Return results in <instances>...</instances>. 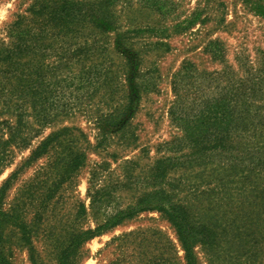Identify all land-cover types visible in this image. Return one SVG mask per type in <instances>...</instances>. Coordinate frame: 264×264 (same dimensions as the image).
<instances>
[{
	"label": "rangeland",
	"instance_id": "rangeland-1",
	"mask_svg": "<svg viewBox=\"0 0 264 264\" xmlns=\"http://www.w3.org/2000/svg\"><path fill=\"white\" fill-rule=\"evenodd\" d=\"M53 1L56 0H0V82L4 81L3 73L7 68L1 57L15 37L12 24L20 15L31 16V8L37 9ZM81 1L109 4L119 28L97 38L100 45L111 50L109 55L116 62L124 61L114 49L117 33L134 36L135 47L141 50L144 59L139 78L147 89L124 136L120 132L111 134L110 143H97L100 129L95 119L83 111L88 93L93 89L68 87L63 90V101L67 106L70 102L83 103L82 108H73L55 121L36 126L39 130L31 133L30 143L13 148V162L0 174V187L12 176L3 209L8 217L4 236L13 264H31L29 246L23 239L24 229L30 232L31 241L44 263L57 264L61 250L75 234L104 223L119 210L134 204L142 193L157 187L180 193V187L173 190L170 182L180 185V181L185 180L178 178L182 171L194 174L204 168L205 162L208 165L230 163L233 156L238 155L237 151L220 149L195 154L189 137L192 128L204 127L198 119L200 109L207 105H195L199 101H210L214 92L226 84V78L205 81L207 98L198 99L196 103L193 99L197 94L177 92L174 81L187 63H191L202 78L209 76V79L217 78L210 77L209 73L217 76L227 68L241 77L239 58L256 66L264 52V0ZM211 42H219L225 48L224 57L213 53L214 43ZM46 61L56 62L55 53ZM123 81L126 82L124 77ZM184 82L189 88L191 83ZM6 111L0 106V120L14 126L16 113ZM63 126L83 130L90 143L83 138V143H55L46 154L28 160L44 138ZM74 134L80 136L78 130ZM77 149L84 152L82 165L68 169L66 162L70 153ZM167 157L179 164L168 173L164 183H160V179L152 176V168L158 159ZM187 164L195 167L188 170L183 166ZM93 180L100 182L98 188L113 196L98 203L102 206L99 214H95L93 208ZM186 181L188 192H194L198 180L190 176ZM215 184L205 183L201 189ZM184 194L181 193L182 197ZM204 199L203 207H210V211H205L207 215L220 217L225 212V217L233 218L226 210L229 207H215L207 195ZM229 226V238L224 239L223 235L221 242L195 246L197 264H264V241H255L251 235L257 226L238 230V225ZM80 251L82 256L77 264H187L175 227L157 210L144 211L106 230L87 241Z\"/></svg>",
	"mask_w": 264,
	"mask_h": 264
},
{
	"label": "trees",
	"instance_id": "trees-1",
	"mask_svg": "<svg viewBox=\"0 0 264 264\" xmlns=\"http://www.w3.org/2000/svg\"><path fill=\"white\" fill-rule=\"evenodd\" d=\"M30 12L31 16L20 15L12 24L14 41L1 57L7 68L3 73L4 81L0 82V106L7 113H16L17 120L14 126L8 125L7 120H0V174L13 162V148L30 143L31 133L39 130L36 126L55 121L73 108H82L83 103L70 102L67 106L68 103L63 101L64 89H93L88 93L83 111L95 119L100 129L97 143H110L111 134L120 132L124 136L147 89L139 78L144 59L141 50L135 47L134 36L117 33L115 37V52L124 61L116 62L109 55L111 50L100 45L98 35L119 28L109 4L56 0L37 9L31 8ZM212 43L213 53L224 57L225 48L219 42ZM54 53L57 61L47 62L46 59ZM239 60L243 71L241 77L227 68L217 76L209 73L210 77L217 78H202L194 66L187 63L174 81L177 92L197 94L193 99L196 103L206 97L205 81L226 78V84L214 92L210 101L194 104L196 107L207 105L200 109L202 113L198 119L204 127L197 129V125L192 128L189 137L194 143L195 154L220 149L237 151L238 155L233 156L230 163L208 165L205 162L204 168L194 174L182 171L178 178L185 180L180 181V185L169 183L173 190L180 187V193L163 187L142 193L134 204L119 210L104 223L75 234L69 245L61 250L57 264H77L82 256L80 249L87 241L139 213L151 210L163 213L175 227L187 264H197V244L221 242L223 235L224 239L229 238V225H238L236 230L257 226L251 235L255 241H264V52L256 66L241 58ZM183 82L186 85L191 83L190 87H185ZM64 109L66 113H61ZM75 130L80 132V136L74 134ZM82 138L90 143L83 130L63 126L44 138L28 160H36L46 154L55 143H83ZM82 157L83 151H72L66 162L68 169H78L82 165ZM178 164L171 157L160 158L152 168V176L164 183L168 173ZM190 164L183 166L193 170L195 166ZM190 176L198 180L197 191L187 190L189 184L186 180ZM11 177L0 187V264H13L4 236V223L8 217L3 209ZM209 182L217 184L201 189ZM91 183L95 188H91L93 208L95 214H99L102 208L99 204L113 196L98 188L100 182L93 180ZM182 192L187 194L182 197ZM205 195L214 201L215 207H229L226 210L233 218L225 217V212L220 217L207 215L205 211H210V207H203ZM23 234L29 246L31 264H45L38 256L30 232L24 229Z\"/></svg>",
	"mask_w": 264,
	"mask_h": 264
}]
</instances>
